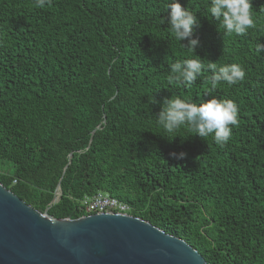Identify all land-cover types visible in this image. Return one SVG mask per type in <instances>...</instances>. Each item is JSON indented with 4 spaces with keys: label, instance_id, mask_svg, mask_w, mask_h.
I'll list each match as a JSON object with an SVG mask.
<instances>
[{
    "label": "trees",
    "instance_id": "obj_1",
    "mask_svg": "<svg viewBox=\"0 0 264 264\" xmlns=\"http://www.w3.org/2000/svg\"><path fill=\"white\" fill-rule=\"evenodd\" d=\"M180 3L199 10L196 54L241 64L243 81L210 94L203 78L168 83L169 64L189 55L160 23L168 0H0V160L13 164L0 182L59 219L109 194L209 264H264V0L244 36L218 32L207 0ZM172 95L233 99L228 143L160 135L155 113Z\"/></svg>",
    "mask_w": 264,
    "mask_h": 264
},
{
    "label": "water",
    "instance_id": "obj_2",
    "mask_svg": "<svg viewBox=\"0 0 264 264\" xmlns=\"http://www.w3.org/2000/svg\"><path fill=\"white\" fill-rule=\"evenodd\" d=\"M62 195L60 185L52 203ZM0 264H209L186 240L141 217L55 218L0 182Z\"/></svg>",
    "mask_w": 264,
    "mask_h": 264
},
{
    "label": "clouds",
    "instance_id": "obj_3",
    "mask_svg": "<svg viewBox=\"0 0 264 264\" xmlns=\"http://www.w3.org/2000/svg\"><path fill=\"white\" fill-rule=\"evenodd\" d=\"M45 2L35 0L36 6H43ZM206 10V17H211L210 22L215 23L223 36H244L257 25L252 0H207ZM198 13V9L182 6L180 0H168L167 16L160 23L167 24L172 38L189 55L169 64L167 81L170 85L189 88L203 78L209 85L207 93L210 94L222 83L231 86L243 81L246 72L237 62L218 64L196 54V49L200 47V39L195 35V29L200 24ZM262 50L264 43L257 42L255 52L261 54ZM205 73L210 75L205 76ZM209 97L201 102L179 95L165 97L159 112L155 113V124L161 130L160 135L172 141L184 130L188 135H198L204 140L211 136L217 145L224 147L231 138L233 127L239 123V106L233 99ZM149 102L155 103V98L151 96ZM169 156L182 160L187 153L183 150L172 151Z\"/></svg>",
    "mask_w": 264,
    "mask_h": 264
},
{
    "label": "built area",
    "instance_id": "obj_4",
    "mask_svg": "<svg viewBox=\"0 0 264 264\" xmlns=\"http://www.w3.org/2000/svg\"><path fill=\"white\" fill-rule=\"evenodd\" d=\"M16 182L15 180L14 184ZM80 208L85 211L86 215L96 213L130 214L129 205L105 193H99L93 197L84 198L80 202Z\"/></svg>",
    "mask_w": 264,
    "mask_h": 264
},
{
    "label": "rangeland",
    "instance_id": "obj_5",
    "mask_svg": "<svg viewBox=\"0 0 264 264\" xmlns=\"http://www.w3.org/2000/svg\"><path fill=\"white\" fill-rule=\"evenodd\" d=\"M3 161H5V163ZM11 165H13V164L10 161L0 160V171L8 172V169L9 170L12 169Z\"/></svg>",
    "mask_w": 264,
    "mask_h": 264
}]
</instances>
